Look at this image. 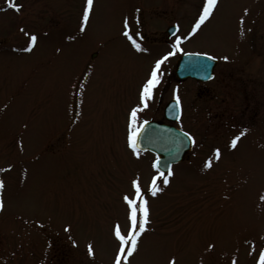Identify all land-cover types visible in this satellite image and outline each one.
<instances>
[{
    "label": "rangeland",
    "instance_id": "1",
    "mask_svg": "<svg viewBox=\"0 0 264 264\" xmlns=\"http://www.w3.org/2000/svg\"><path fill=\"white\" fill-rule=\"evenodd\" d=\"M12 2L18 12L0 0V264H112L111 226L119 222L126 232L121 194L130 191V179L138 176L146 189L155 174L153 156H134L127 147V113L155 59L169 51L174 54L162 63L160 84L138 123L163 122L164 106L179 101L174 125L195 144L172 168L169 185L159 182L163 192L148 197L150 221L129 264L173 258L175 264H258L264 0H218L213 15L181 40L180 51L172 44L187 37L202 0H94L84 32L83 0ZM124 18L145 51L121 35ZM170 26L177 30L172 37ZM25 33L37 36L31 51L23 50ZM183 53L214 57L213 79L178 81L173 70ZM207 160L212 166L205 169ZM89 242L94 258L86 253Z\"/></svg>",
    "mask_w": 264,
    "mask_h": 264
},
{
    "label": "snow or ice",
    "instance_id": "2",
    "mask_svg": "<svg viewBox=\"0 0 264 264\" xmlns=\"http://www.w3.org/2000/svg\"><path fill=\"white\" fill-rule=\"evenodd\" d=\"M7 3L8 7L13 8L17 12L19 11L20 6L14 4L12 0H7ZM217 4L218 0H202L201 9L197 18L195 19L194 24L192 25L191 31L188 33L187 37L176 36L175 43L172 44L173 50L180 51L178 45L181 40L191 37L200 28V26L213 15ZM93 6L94 0H83L79 21V29L81 32L86 30V26L90 21ZM246 11L247 10H245V12ZM21 31H23V29H21ZM25 35L28 36L29 39L27 47L23 50L31 51L37 41V36L35 34L29 35L28 33H25ZM121 35L130 42L132 48L135 51H145L130 34L129 22L127 18H124L122 22ZM241 35H243V33H241ZM57 51H59V49ZM173 54V51H169L160 58L155 59L154 63L147 71L144 79L141 81L138 87V103L135 106H132L127 113L126 143L128 149L131 150V153L134 156H139V151L137 148L138 136L141 133L144 124L147 123V121L138 123V113L148 107V101L153 98L154 91L160 84L161 65L165 60L168 59L169 56ZM208 58L214 59V57L211 56ZM223 59L227 60V57H224ZM79 87L83 88L84 85L80 84ZM177 106L179 107V101H177ZM242 135L243 133L241 132L240 136ZM183 136L186 137L189 142L195 143L194 137H192L189 133L184 132ZM240 136L233 137V139L230 141V147L234 148L236 146ZM213 155L218 160L220 158V150L214 149ZM211 166V160L204 162L205 169L210 168ZM10 167L11 166H9V168ZM151 168L155 174L151 176L146 189L141 186L140 178L137 176L130 179V191L121 194L120 199L125 209L126 232H122L119 222H116L111 226L110 235L116 244L113 253L112 264H129L130 257H132L136 251H138L139 240L142 234L147 231V225L150 221L151 206L148 197L157 198L158 195L164 190V188L160 187L159 182H162L163 186L166 188L170 183V178L174 176V172L171 170V168H168L166 172L161 171L159 162L157 160L152 161ZM0 171H4V169H0ZM3 186V182L0 181V189H2ZM260 200L264 201V195L260 196ZM2 208L3 202L0 201V210H2ZM71 230L72 229L70 225H65L64 231L66 233H70ZM69 239L71 240L73 247H76V241L72 240L71 237H69ZM213 247L214 245L212 243L207 245L209 250H211ZM86 253L89 258H94L95 251L91 242L86 244ZM168 264H175V259L173 258L169 260ZM231 264H236L235 259L232 260ZM258 264H264V248H262L259 252Z\"/></svg>",
    "mask_w": 264,
    "mask_h": 264
},
{
    "label": "water",
    "instance_id": "3",
    "mask_svg": "<svg viewBox=\"0 0 264 264\" xmlns=\"http://www.w3.org/2000/svg\"><path fill=\"white\" fill-rule=\"evenodd\" d=\"M167 32L173 35L175 28H169ZM216 64V60L206 56L186 54L177 60L174 74L180 81H209L213 78ZM164 115L168 121L175 122L180 117V107L176 102H170L164 108ZM183 133L171 125L147 122L138 136V151L156 155L161 171L166 172L172 165L180 163L184 155L192 149L193 143L189 142Z\"/></svg>",
    "mask_w": 264,
    "mask_h": 264
},
{
    "label": "flooded vegetation",
    "instance_id": "4",
    "mask_svg": "<svg viewBox=\"0 0 264 264\" xmlns=\"http://www.w3.org/2000/svg\"><path fill=\"white\" fill-rule=\"evenodd\" d=\"M162 116H163V113H162ZM163 121H164V117H163Z\"/></svg>",
    "mask_w": 264,
    "mask_h": 264
}]
</instances>
